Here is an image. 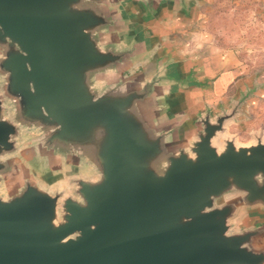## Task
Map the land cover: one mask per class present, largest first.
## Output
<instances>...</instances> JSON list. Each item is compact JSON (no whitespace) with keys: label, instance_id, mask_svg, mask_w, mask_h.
<instances>
[{"label":"water","instance_id":"water-1","mask_svg":"<svg viewBox=\"0 0 264 264\" xmlns=\"http://www.w3.org/2000/svg\"><path fill=\"white\" fill-rule=\"evenodd\" d=\"M118 1L0 0V185L17 152L94 175L75 197L27 178L0 196V264H264V225L234 230L264 210V143L219 151L205 112L174 147L149 118L165 76H121L132 50L105 37ZM23 131L39 138L21 150Z\"/></svg>","mask_w":264,"mask_h":264},{"label":"rangeland","instance_id":"rangeland-1","mask_svg":"<svg viewBox=\"0 0 264 264\" xmlns=\"http://www.w3.org/2000/svg\"><path fill=\"white\" fill-rule=\"evenodd\" d=\"M190 6L198 16L173 26L170 40L174 46L188 45L191 50L175 53L176 58H187L199 66L205 61L211 70L216 59L224 56L225 66H217L232 73L227 92L205 100L213 106L205 111L209 119L224 120L213 144L220 151L227 141L237 148L264 143V0H194ZM38 138L33 131H23L19 149ZM13 159L17 172L0 185L3 197L19 189L26 178L49 192L75 197L73 179L84 175L79 168H61L59 162L51 167L30 165L18 152ZM258 244V248L263 246Z\"/></svg>","mask_w":264,"mask_h":264},{"label":"crops","instance_id":"crops-1","mask_svg":"<svg viewBox=\"0 0 264 264\" xmlns=\"http://www.w3.org/2000/svg\"><path fill=\"white\" fill-rule=\"evenodd\" d=\"M193 1L158 0L150 12L140 0H119L113 5L118 27L105 36L119 48L132 50L121 69V76L129 77L152 69L154 72L160 70L165 76L151 100L149 118L159 127L171 131L170 141L174 147H188L196 140L200 130L198 119L213 107L205 100L224 94L233 83L232 73L217 66H225L224 56L216 59L211 70L205 61V66H199L194 64L195 61H187V58H176L175 53L189 51L191 47L174 46L170 40L171 31L173 26L196 19L198 14L190 6ZM195 67H200L201 71L196 72ZM61 168L72 167L61 161ZM82 177L94 179L92 174ZM258 225H264L262 209L242 213L235 222L234 230L241 231Z\"/></svg>","mask_w":264,"mask_h":264}]
</instances>
